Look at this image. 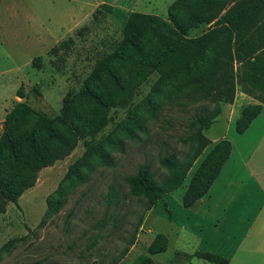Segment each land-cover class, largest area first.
Here are the masks:
<instances>
[{"label": "rangeland", "instance_id": "rangeland-1", "mask_svg": "<svg viewBox=\"0 0 264 264\" xmlns=\"http://www.w3.org/2000/svg\"><path fill=\"white\" fill-rule=\"evenodd\" d=\"M171 1L140 0L135 11L153 13L150 16L167 22L166 7ZM132 3L133 0H0V133L5 113L16 103H24L49 118L58 116L66 94L76 92L94 65L122 40L120 16L107 15L100 6L128 13ZM206 28L198 26L186 36L196 37ZM67 40L72 43L66 51L51 52ZM35 58L40 59L39 68L33 65ZM233 72L234 92H243L237 84V65ZM151 83L134 97L133 114L137 113L136 104L146 96ZM173 84L160 97L162 108L157 119L145 121L144 133L136 131L133 140L114 133L122 145L120 151L109 152L110 167L90 160L86 182H66L69 168L84 154L82 140L77 141L68 155L36 174L33 185L15 204H6L0 214V264H136L139 256L150 257L147 248L158 230L171 242L182 240L165 223L167 217L162 216L161 201L153 206L152 215L147 214L143 200L130 196L124 181L125 177L135 176L145 164L154 178L160 180L165 171L158 165L159 158L170 154L190 156L194 152L195 141L187 140L188 124L202 107L209 111L212 106L192 102L183 94L171 101ZM127 114L125 109L111 111L112 120L96 140L113 133L115 125ZM220 124L216 121L211 128L217 129ZM212 146L203 149L181 187L164 196L173 219H183L179 211L182 209L177 206L179 197ZM203 185L200 182L196 190H201ZM57 189L64 204L57 213L45 216V201Z\"/></svg>", "mask_w": 264, "mask_h": 264}, {"label": "trees", "instance_id": "trees-1", "mask_svg": "<svg viewBox=\"0 0 264 264\" xmlns=\"http://www.w3.org/2000/svg\"><path fill=\"white\" fill-rule=\"evenodd\" d=\"M100 10L120 16L122 40L94 65L76 92L66 94L60 114L49 118L24 103H16L4 115L0 133V214L7 203L15 204L33 185L42 168L68 155L77 141L82 140L84 154L69 168L66 182H86L90 160L110 167L109 152L120 151L122 145L114 133L131 140L136 131L144 133L145 121L157 119L164 90L175 83L171 101L183 94L192 102L210 104L212 109L202 107L188 124L187 140L196 143L190 156L170 154L159 158L158 165L165 171L163 178L156 180L148 164L135 176L124 178L130 196L142 199L143 209L148 211L181 187L193 163L211 144L202 132L219 114V104L233 100L234 65L238 66L237 84L243 92L255 96L258 102L264 101V0H174L166 9L167 22L107 5H101ZM198 26H207L206 31L196 37L186 36ZM71 43L63 41L51 52L66 51ZM39 61L33 60L36 68L40 67ZM150 81L148 93L136 104L137 113L133 114L134 97ZM184 88L187 90L182 92ZM16 96L21 97L18 92ZM116 109L127 110L126 118L115 125L113 133L96 140L112 120L110 112ZM258 112L259 106L243 108L234 123L235 131L241 133ZM228 151L225 141L213 144L185 187L181 197L184 207L206 192ZM206 166L209 168L204 172ZM202 181L204 185L197 191ZM45 202V216L57 213L64 204L58 189ZM165 247L166 239L156 235L147 252H162ZM193 256L212 264H226V260L209 253L195 252ZM136 262L152 264L145 256H139Z\"/></svg>", "mask_w": 264, "mask_h": 264}, {"label": "crops", "instance_id": "crops-1", "mask_svg": "<svg viewBox=\"0 0 264 264\" xmlns=\"http://www.w3.org/2000/svg\"><path fill=\"white\" fill-rule=\"evenodd\" d=\"M138 2L140 0H133L129 12H136ZM247 106H259V112L241 133H237L232 128ZM216 121L221 124L212 129ZM202 135L211 144L227 142L228 155L202 196L188 207L182 205L179 197L177 206L182 209L179 210L183 216L181 221L171 217L165 197L157 201L164 206L162 216L167 217L165 223L171 227L169 230L175 237L180 234L182 240L171 242L158 230L154 237L163 236L166 247L162 252L150 254L149 259L152 264L155 261L212 264L193 256L200 252L216 255L226 260V264H264V101L258 102L236 90L232 102L219 106V114ZM153 211L154 207L147 214L152 215Z\"/></svg>", "mask_w": 264, "mask_h": 264}]
</instances>
